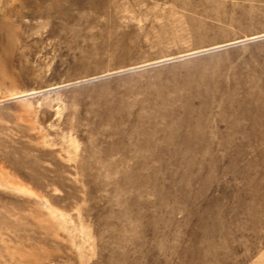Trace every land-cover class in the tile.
Returning a JSON list of instances; mask_svg holds the SVG:
<instances>
[{"label": "rangeland", "instance_id": "1", "mask_svg": "<svg viewBox=\"0 0 264 264\" xmlns=\"http://www.w3.org/2000/svg\"><path fill=\"white\" fill-rule=\"evenodd\" d=\"M0 264H264V0H0Z\"/></svg>", "mask_w": 264, "mask_h": 264}]
</instances>
